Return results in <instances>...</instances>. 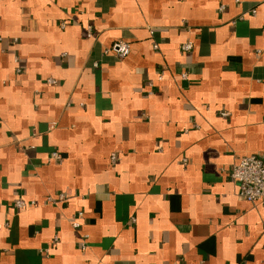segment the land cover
Returning a JSON list of instances; mask_svg holds the SVG:
<instances>
[{"label": "crops", "instance_id": "0c3cea01", "mask_svg": "<svg viewBox=\"0 0 264 264\" xmlns=\"http://www.w3.org/2000/svg\"><path fill=\"white\" fill-rule=\"evenodd\" d=\"M249 154L264 0H0V264H264Z\"/></svg>", "mask_w": 264, "mask_h": 264}, {"label": "built area", "instance_id": "2783aa9c", "mask_svg": "<svg viewBox=\"0 0 264 264\" xmlns=\"http://www.w3.org/2000/svg\"><path fill=\"white\" fill-rule=\"evenodd\" d=\"M239 1V0H236ZM87 36H91V29H87ZM192 48V44L190 42L183 43L181 49L183 51H189ZM130 50V45L124 41H116L112 43L109 47H107L104 52L112 53L119 58L125 57ZM17 61V58H14ZM183 76H185L183 74ZM49 82H54L49 79ZM51 159H60L61 156L57 152H53L50 155ZM111 160L114 161L115 156L111 154ZM229 176L238 182V192L237 196L240 199L255 202L260 201L264 202V156L249 154L240 156L236 162L232 165L231 170L229 172ZM64 196L60 194L58 196V200H64ZM51 198L48 199L50 201ZM33 202H26L22 199H16L13 203L14 207L17 210H24L30 206H32ZM82 218V212H78L74 214L71 218V224L74 228H78L80 226V219ZM82 247H84L85 243L82 242Z\"/></svg>", "mask_w": 264, "mask_h": 264}]
</instances>
